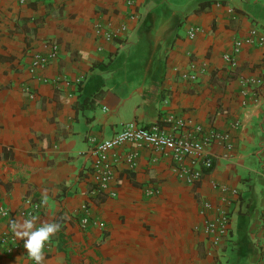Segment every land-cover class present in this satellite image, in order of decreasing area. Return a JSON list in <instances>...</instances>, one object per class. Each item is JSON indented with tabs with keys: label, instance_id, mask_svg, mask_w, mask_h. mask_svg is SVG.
I'll list each match as a JSON object with an SVG mask.
<instances>
[{
	"label": "crops",
	"instance_id": "0c3cea01",
	"mask_svg": "<svg viewBox=\"0 0 264 264\" xmlns=\"http://www.w3.org/2000/svg\"><path fill=\"white\" fill-rule=\"evenodd\" d=\"M135 1L0 0V239L38 202L40 222L61 225L44 264H264V45L244 46L236 68L224 61L236 38L264 32V0ZM53 42L57 58L31 71ZM243 78L262 80L256 99ZM168 114L230 132L234 148L213 145L214 167L195 185L144 148L136 170L114 166L115 197L96 190L90 139ZM213 183L238 192L217 248L195 230L204 201L212 215L222 205ZM0 264L34 262L0 243Z\"/></svg>",
	"mask_w": 264,
	"mask_h": 264
},
{
	"label": "built area",
	"instance_id": "2783aa9c",
	"mask_svg": "<svg viewBox=\"0 0 264 264\" xmlns=\"http://www.w3.org/2000/svg\"><path fill=\"white\" fill-rule=\"evenodd\" d=\"M21 4L27 3V0H18ZM45 1V0H33ZM127 6L135 5V0H125ZM201 31L199 26H192L188 31L189 39H195ZM98 35H103L107 39L116 35L111 30L101 31L97 28ZM103 33V34H102ZM246 45L263 46L264 32L258 28H252L243 38H236L233 42L230 52L224 55V61L228 66L236 68L238 61L237 56L242 48ZM59 53V45L57 43L49 44L47 53L35 52L32 55L31 71L35 68L44 67L54 61ZM184 77H188L187 74ZM196 79L195 75L190 76ZM253 89L254 98L256 99L262 86L261 79H242ZM240 122L237 120L233 123V128L238 129ZM93 143L91 155L94 157L92 165V183L95 189L107 193L110 197L116 196L114 166L123 162L129 170L138 168V160L141 149H149L157 155L167 157L172 162V169L178 180L188 184L195 185L200 182L204 175L209 173L214 167L213 156L210 148L215 144H222L231 151L234 148L232 135L228 131H222L214 125L192 124L189 120L168 114L162 122H158L148 127L139 125L136 121L124 124L121 131L108 139L97 140L91 138ZM124 154L119 153V149L127 148ZM157 161V157L153 158ZM214 188L222 192V205L215 208L209 201H204L200 215L202 223L195 226V230L201 231L214 247H219L230 235L231 226V210L230 205L238 192L226 184L213 183ZM149 195L159 194V189H149ZM85 211L83 223H89L87 214V205L83 204ZM41 210L38 202H31L30 208L21 211V216L30 218L35 216ZM14 213L8 210H1L3 217L11 218ZM16 214V213H15ZM19 215V214H18ZM0 243L5 246L7 254H12L24 247V241L18 239L14 233H6L0 239ZM49 250V244L45 247V254Z\"/></svg>",
	"mask_w": 264,
	"mask_h": 264
},
{
	"label": "clouds",
	"instance_id": "9594fccd",
	"mask_svg": "<svg viewBox=\"0 0 264 264\" xmlns=\"http://www.w3.org/2000/svg\"><path fill=\"white\" fill-rule=\"evenodd\" d=\"M9 226L14 235L24 241L27 256L34 264H44L45 247L61 229L59 223L51 220L40 222L37 216L10 220Z\"/></svg>",
	"mask_w": 264,
	"mask_h": 264
},
{
	"label": "rangeland",
	"instance_id": "374dc122",
	"mask_svg": "<svg viewBox=\"0 0 264 264\" xmlns=\"http://www.w3.org/2000/svg\"><path fill=\"white\" fill-rule=\"evenodd\" d=\"M172 0H159V2L161 3L160 7H162L163 9L167 8L168 6V2H171ZM169 18L171 17V15H168Z\"/></svg>",
	"mask_w": 264,
	"mask_h": 264
},
{
	"label": "trees",
	"instance_id": "16d2710c",
	"mask_svg": "<svg viewBox=\"0 0 264 264\" xmlns=\"http://www.w3.org/2000/svg\"><path fill=\"white\" fill-rule=\"evenodd\" d=\"M207 4L210 5L211 3H209V2L203 3L201 8H205V7H207Z\"/></svg>",
	"mask_w": 264,
	"mask_h": 264
}]
</instances>
